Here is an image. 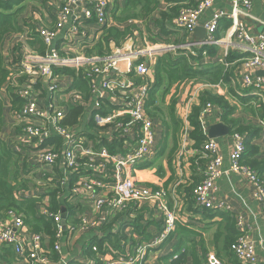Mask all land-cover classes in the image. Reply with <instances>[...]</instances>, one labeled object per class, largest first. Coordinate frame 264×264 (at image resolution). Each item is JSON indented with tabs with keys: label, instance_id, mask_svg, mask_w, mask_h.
<instances>
[{
	"label": "built area",
	"instance_id": "obj_1",
	"mask_svg": "<svg viewBox=\"0 0 264 264\" xmlns=\"http://www.w3.org/2000/svg\"><path fill=\"white\" fill-rule=\"evenodd\" d=\"M214 1L198 0L193 6L180 9L172 21V28L186 34L185 43L148 48L151 51H132V37L126 40L128 46L126 43L114 48L105 58H90L74 52L64 53L51 47L57 38V30L77 6H88L91 9L98 28L109 26L110 0H63L58 6L53 26L37 30L46 47L43 54L32 51L27 45L28 32L20 34L9 44L6 54L9 73L7 84L21 101L13 113V124L20 129L22 138L27 139L30 175L35 179L32 187L18 191L16 196L40 199L38 215L52 222V251L56 254L57 264H69L70 261L61 254L64 232L68 236L83 233L86 248L93 254L97 253L99 249L92 239L94 232L102 227L100 219L108 215L125 217L131 206L141 210L140 214L144 215L148 211H156L162 219L161 231L150 241L139 242L131 256L100 259L94 256L98 261L93 260V264H146L148 252L164 246L173 264H188L183 257L185 248L175 252L166 245L176 225H183L178 217V200L169 205L162 188L142 184L133 173L134 166L149 160L154 154L156 136L154 123L145 111L152 80L148 62L143 55L145 51L160 54L174 53L179 49L196 57L195 48L221 46V54L214 57L207 51H202L201 63L205 66L221 64L224 71L238 63L229 81L233 85L236 82L241 92L247 96L264 102V19L251 14L252 0H222L231 7L229 12L212 9ZM85 14L88 17V9H85ZM201 18L205 36L203 40L193 42L192 35ZM75 20L76 25L71 29L70 36H84L85 32L81 29L83 22L78 18ZM224 21L227 22V27L221 38L219 32ZM231 52L241 58L229 64L226 57ZM121 60L125 62V69L120 67ZM62 70L72 72L71 83L80 75L88 87L86 94L79 89L69 93L70 107L80 108L76 121L71 126L63 122L68 111L57 107L52 100L46 105L41 104L35 92V85L39 83L50 94L57 93L61 82V76L57 72ZM259 72H263V75H259ZM112 74L123 78L117 80ZM96 78L99 79L98 85ZM203 90H209L223 98L227 93L222 80L215 84L203 83L201 91ZM190 106L187 103L185 114L181 113L184 127L180 133L178 152L185 151L188 145ZM202 112L214 115L218 121L222 111L207 103ZM257 121L258 126L264 129V116L257 118ZM204 132L206 135L205 129ZM201 148L202 151H192L193 157L201 155L206 160L203 167L197 168L199 180L192 189L194 206L197 209L231 213L230 205L215 195L216 183L223 175L221 149L214 139H207ZM244 151L243 135L238 132L229 133V141L226 142L228 170L246 180L258 209L257 220L264 224V183L252 168L240 164ZM41 190L43 194H40ZM53 191L56 199L66 203H62L64 208L82 192L81 201L86 214L79 215L76 224L64 229L62 209L56 212L50 210V198L48 201L47 194ZM65 212L67 218L68 212ZM234 219L238 235L230 245V251L235 259L239 264H264V257L256 254L257 244L250 235L245 219L241 215H235ZM48 238L45 233L28 231L22 216L13 211L0 219V245L12 248L16 257L25 264L50 263L48 251L42 247ZM207 262L220 264L212 258Z\"/></svg>",
	"mask_w": 264,
	"mask_h": 264
},
{
	"label": "crops",
	"instance_id": "obj_2",
	"mask_svg": "<svg viewBox=\"0 0 264 264\" xmlns=\"http://www.w3.org/2000/svg\"><path fill=\"white\" fill-rule=\"evenodd\" d=\"M62 1L63 0H48L46 5L40 8V11L37 10V12H33L32 10L30 12V15L32 16V21L35 28L39 29L41 27H52L56 21L59 9L58 6L62 4ZM124 1L125 0H110V10L115 9L116 7L118 11H121L124 7ZM196 1L197 0H191V3L194 4ZM87 7L88 6L82 8L77 6V8L72 9L70 16L67 18L66 22L60 29L57 30V38L54 40L51 47L56 48L64 53L74 52L75 54L87 56L90 58H105L111 54L114 48H118L126 44V40L128 37H132L134 40L133 42L131 41L133 46L132 51L142 49L146 50L148 48H153L156 46L174 45L160 41H149L148 34L146 32V26L150 25L156 27L155 24L152 23L154 20H132L129 21L128 24L136 25V27H139L141 31L138 29H133L130 35L121 42L120 46H116L114 42H110L109 47H107L108 51L104 55H86L87 50L91 49L92 47L94 49L96 42L100 36V33L98 32L100 28H98L95 20L92 18L91 9ZM85 9H88L89 11L88 17L85 14ZM163 9L164 5H161L159 10ZM212 9L222 11L225 10L228 12L231 11V7L222 0H215ZM250 12L257 18L264 19V0H252ZM209 13L210 11L207 12V14ZM76 18L83 22V27L81 29L85 32V35H79L75 38H72L70 36V31L76 25ZM224 24H227V22L224 21L221 24L222 29L219 32V37L221 38L224 36V31L226 29L224 28ZM198 27L204 29L203 18L199 20ZM166 28L170 31L175 32V35L168 34L171 41H173L174 39L182 41L183 38L186 37V34L175 31L168 25ZM258 30H261V28H259ZM155 31L158 32L157 29ZM22 33H25V31L5 37L3 41V56L5 62L7 59L6 54L9 49V44H11V42H13L16 37ZM152 33L155 34V32L153 31ZM199 33H203V31ZM203 35L204 33L199 38H201ZM195 40L198 41V39L193 34L192 41L194 42ZM150 42L152 43L151 47L149 46ZM128 45L129 44L127 43V46ZM135 45H139V47L135 49ZM219 48L221 49L222 47L220 46ZM148 50L151 51L152 49ZM164 53L167 54L168 52H163L160 54L155 53L154 51L144 52L143 58L148 62L150 71L149 74L151 75L152 83L153 68L157 59ZM216 54L220 55L221 50H218ZM184 55L187 56L186 54ZM237 64L238 63H236V65ZM120 67L122 69H125V62L123 60H121L120 62ZM57 74L61 76V82L59 84L60 90L57 93L50 94L45 86L39 83L35 85V92L41 104L46 105L48 101L52 100L57 107L63 108L65 111H68V116L63 120V122L66 125L71 126L75 123L76 117L74 118V123L71 124L70 121L72 120V117L70 115L72 109L68 102L69 93L72 90L79 89L80 85L85 84L87 87V83L82 79L80 75L74 79L73 83H71V73L65 70L58 71ZM111 76L116 78L117 80H121L123 78L116 77L115 74H112ZM95 81L98 85L99 79L96 78ZM224 82L227 93L224 95L225 98H223L222 96L219 97L223 98L234 108V113L231 117L236 120L235 126L239 129H242L244 139L247 140L250 145H253L258 149V152H256V156L258 158H261L262 152L264 151V129L258 126V121L256 120V118L264 116V102L259 101L254 97L247 96L244 92H241V89L236 82L234 83V85L230 81ZM202 85L203 83L201 82L188 81L170 89L169 94L165 98V102L168 103L170 99L174 97L177 99L175 114L181 122V126L177 134V147L174 151L171 152V141H169L168 148L161 152V148L158 149L161 134L159 127L155 126L154 129L156 136L153 144L154 154L151 155L149 160L134 166L133 173L138 176L142 184L153 188H162L166 193V199L169 205H172L175 200H178V217L180 219V223L183 224L181 226L188 228V230L194 231L195 234L200 236L204 241L203 243L205 245V252L198 246L196 247V259L198 261V264H208L207 261L209 258L216 260L220 264H226L227 259L225 255L222 254L221 259L217 257L216 250L212 244L213 237L211 238V240L209 238L210 232L211 235L214 234V227L209 228L208 226H206L207 223L221 221V216L217 212V215L213 219H205L204 216L200 213L199 209V213L195 212V209L197 208H195L194 204L191 207L189 206V196L191 195L190 188L194 183L193 158L195 156L193 157L192 151L195 152L197 150L194 148V143L191 139H189V136L187 139L188 145L186 147V150L183 152H178L180 147V133L182 128L184 127L181 113L185 114L187 103L191 105L188 115L191 112V108L199 104V97L203 93V91H205H201ZM8 88L9 87L7 84V86L3 88L4 90L1 89L2 91H0V99L2 100L1 102L5 109L4 127L0 136L4 140H6L13 151L17 155H19V160L17 159V163L22 167V163L25 162L29 167L27 139L22 138L20 129L15 127L13 124L12 116L18 108L12 106L11 100L7 93ZM99 91L100 89L98 88V92ZM243 99L247 101L246 104L242 103ZM250 108L254 109L251 114L249 112ZM200 120L203 132L204 129L207 132V122L209 124L220 122L219 120H215L214 115L209 116L208 114H203V112H201ZM223 137L226 138H224L221 142L220 138ZM223 137L218 138L217 141L223 155V163L221 166L223 175L216 183L215 195L217 198L225 200L230 205V215L232 217L233 215L234 218L235 215L243 216L248 227L250 228V235L253 237L257 244L256 254L258 255V257H264V242L262 241L264 239V224L257 220L258 209L253 201L251 189L248 183L244 178L237 176L228 170L229 164L226 155V142L227 140L229 141V134ZM21 167L19 168V173L22 177L29 168L22 169ZM27 179L29 180L27 188H30L34 185L35 181V179L31 177L30 172L27 175ZM40 194H43L42 190L40 191ZM49 194L50 193H48L47 195L49 196ZM82 196L83 193H79L77 196H75L74 201L70 205H67L65 207V211L68 212V216L65 219L66 225L63 226L64 229L66 228V226L76 224L79 215L83 213L86 214V209L84 208V204L81 201ZM43 197L44 195L41 196L42 201ZM49 198L50 197H48V201ZM56 200L60 205V208L63 209L64 207L62 206V203H66L62 202V200L59 201V199ZM140 211L141 210H136L134 206H131L128 212L125 214V217H112L108 215L100 219L102 227L99 231L94 232L92 239L93 242L97 245L100 255H98V252L94 254L89 252V250L85 246V236L83 233H75L72 236H68V234H66L65 232L61 241V254L69 258V264H93V260L96 262L98 261L94 258V256H98V259L103 257L115 258L117 256H131L134 253L135 246L139 242L150 241L159 233L162 226V219L156 211H148L147 215L140 214ZM177 225L175 231L171 234L170 238L166 242V245L168 247H172L173 250L177 252L180 250V248L183 247L182 244H184L186 240L194 239L196 242L199 241L197 240V237L194 236L195 234H188L191 233V231L178 230ZM25 227L28 231H30L26 225ZM180 239H182V241H180ZM45 241L46 242H43L42 247L43 249L48 251V258L50 259L49 264H57L56 254L52 251V245L54 242L52 240L50 241L49 238ZM10 249L12 250V248ZM166 249V246H164L150 250L146 257V264H173V262L170 261L167 255L168 252L166 251ZM12 252L15 255L14 251ZM183 257L188 264H194V259L191 255L190 250L186 251ZM12 264H25V262L17 258L15 255V261L13 260Z\"/></svg>",
	"mask_w": 264,
	"mask_h": 264
},
{
	"label": "trees",
	"instance_id": "obj_3",
	"mask_svg": "<svg viewBox=\"0 0 264 264\" xmlns=\"http://www.w3.org/2000/svg\"><path fill=\"white\" fill-rule=\"evenodd\" d=\"M48 0H0V90L7 86L8 70L6 68V62L3 56V41L6 36L22 31L28 32L27 45L32 51L43 54L45 52V45L40 38L35 28L32 16L30 12L40 11V8L44 7ZM161 5H164L163 10H159ZM193 6L191 0H125L124 7L121 11L117 8L110 10L111 24L99 29L100 36L96 42V45L86 51V55L97 54L104 55L107 53L110 42H114L116 46H120L121 42L130 35L133 29H139L136 25L128 24L132 20H151L154 26H146V32L148 39L151 42H164L168 44L179 45L185 43V37L182 41L174 39L170 40V35H175L174 31L168 30L166 27H172V21L176 17L180 9ZM227 24L224 25V28ZM157 29L158 32L155 30ZM141 31V30H140ZM155 32V34L152 33ZM218 38V33H216ZM220 50L218 46L204 47L203 49L195 48L194 52L197 53L196 57L190 56L187 52L177 50L174 53L168 52L162 54L156 61L153 68V83L150 85L148 91V97L145 105V111L149 118L154 123V127L158 126L161 134L159 140L158 149L161 148V152L169 146L171 141V152L177 147V134L179 132L181 122L175 114V106L177 99L171 98L168 103L165 102L166 96L172 87L188 82H201L215 84L220 80L228 82L233 75L236 65L230 67V71H224V66L218 63L205 66L201 63L202 51L214 57L216 52ZM186 54L187 56H185ZM245 56V55H244ZM242 56V57H244ZM241 57L234 53H229L226 57L227 63L231 64L234 60H238ZM72 73L71 71H67ZM79 89L86 94L87 87L85 84L80 85ZM8 96L11 100L12 106L19 107L21 104L20 99L14 93L13 88L7 89ZM0 99V134L4 127L5 109ZM207 103L214 105L221 109L220 122L226 125L229 129V133L238 132L241 135L242 129L235 126V119L231 116L234 113V108L228 104L223 98L212 92L205 90L199 97V104L191 108V112L188 116L189 139L193 141L195 149L202 151V146L207 141V136L204 134L200 115L202 109ZM243 104H246V100H242ZM16 108V109H17ZM71 124L74 123V118L80 112L79 107L71 106ZM254 111L253 108L249 109V112ZM263 117V116H260ZM245 151L240 159L241 165H246L252 168L261 182L264 183V151L261 158L256 156L258 149L255 146L250 145L247 140L244 139ZM196 155L193 158V184L190 188V202L191 207L194 204L192 198V189L199 180L198 167H203L205 159ZM19 155H17L10 147L9 143L0 136V219L4 218L9 211H13L22 216L25 225L31 232L45 233L50 241L53 236L52 222L45 220L42 216L37 215L39 199L32 198H19L16 196L18 191H24L27 189L29 180L27 175L31 169H28L26 173L21 177L19 168L21 167L17 163ZM31 166L23 162L22 169L30 168ZM50 197V210L56 212L60 209V205L56 200L55 191L49 194ZM200 213L205 219H213L217 212L211 210L199 209ZM198 209H195L196 213H199ZM214 213V214H213ZM222 220L217 222L207 223L209 228L214 227L213 234V247L216 250V255L221 259V255L224 254L227 262L226 264H239L234 255L230 251V245L236 239L238 232L235 229V219L230 215L231 213H219ZM162 227V226H161ZM216 228V231H215ZM177 229L186 231L188 228L177 225ZM161 231V230H160ZM159 231V232H160ZM190 235H194L192 230ZM198 242L194 239L186 240L182 244L186 251L190 250L194 259V264H198L196 259V247L198 246L205 252V245L203 239L197 234ZM182 241V239H180ZM188 243V244H186ZM10 248L0 246V264H12L15 261V255Z\"/></svg>",
	"mask_w": 264,
	"mask_h": 264
},
{
	"label": "water",
	"instance_id": "obj_4",
	"mask_svg": "<svg viewBox=\"0 0 264 264\" xmlns=\"http://www.w3.org/2000/svg\"><path fill=\"white\" fill-rule=\"evenodd\" d=\"M203 31L204 35L199 38L203 33H199ZM194 36L198 39V40H203L204 36H205V30L197 27L194 30ZM259 75H263V72H259ZM206 127H207V138L208 139H214L216 142L218 141V138L226 136L229 134V129L227 126H225L223 123H215V124H209L208 122L206 123ZM62 215H61V219H62V225H65V219H66V213H65V208H63L61 210Z\"/></svg>",
	"mask_w": 264,
	"mask_h": 264
},
{
	"label": "rangeland",
	"instance_id": "obj_5",
	"mask_svg": "<svg viewBox=\"0 0 264 264\" xmlns=\"http://www.w3.org/2000/svg\"><path fill=\"white\" fill-rule=\"evenodd\" d=\"M198 1V0H197ZM151 42L149 43V46L151 47ZM136 47H139V45H137ZM256 120H257V118H256ZM224 138H226V137H223V138H220V141L222 142L223 141V139ZM213 237V235H211V232L209 233V238H210V240H211V238Z\"/></svg>",
	"mask_w": 264,
	"mask_h": 264
},
{
	"label": "clouds",
	"instance_id": "obj_6",
	"mask_svg": "<svg viewBox=\"0 0 264 264\" xmlns=\"http://www.w3.org/2000/svg\"><path fill=\"white\" fill-rule=\"evenodd\" d=\"M208 139V138H207Z\"/></svg>",
	"mask_w": 264,
	"mask_h": 264
}]
</instances>
